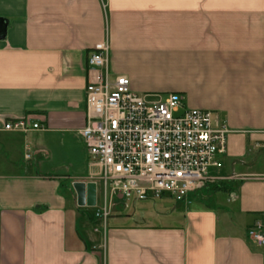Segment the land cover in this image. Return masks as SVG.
Here are the masks:
<instances>
[{
	"label": "crops",
	"instance_id": "0c3cea01",
	"mask_svg": "<svg viewBox=\"0 0 264 264\" xmlns=\"http://www.w3.org/2000/svg\"><path fill=\"white\" fill-rule=\"evenodd\" d=\"M103 40L111 79L127 76L139 94H180L185 108L213 111L228 129L204 188L150 199L152 209L106 228L78 133L86 85L98 76L87 58ZM20 117L46 128L2 130ZM71 137L82 155L70 173L38 154L42 141ZM73 182L95 183L93 205H77ZM259 219L264 0H0V264H264V246L247 236Z\"/></svg>",
	"mask_w": 264,
	"mask_h": 264
},
{
	"label": "built area",
	"instance_id": "2783aa9c",
	"mask_svg": "<svg viewBox=\"0 0 264 264\" xmlns=\"http://www.w3.org/2000/svg\"><path fill=\"white\" fill-rule=\"evenodd\" d=\"M108 44H95L87 63L98 72L85 88V122L78 133L89 154V174L103 195L95 216L104 222L110 201L175 199L204 188L208 171L226 152L228 129L210 110L188 109L183 96L139 94L125 75L108 76ZM46 127L27 117L6 120L2 130L27 133ZM25 158H30L26 147ZM248 238L264 246V220H255Z\"/></svg>",
	"mask_w": 264,
	"mask_h": 264
},
{
	"label": "rangeland",
	"instance_id": "374dc122",
	"mask_svg": "<svg viewBox=\"0 0 264 264\" xmlns=\"http://www.w3.org/2000/svg\"><path fill=\"white\" fill-rule=\"evenodd\" d=\"M39 134V133H38ZM37 134V135H38ZM42 146V152L38 151V154H47L50 159L54 162H59V167H64V169L69 173L71 172L70 168L73 166V168L77 166L78 163H76V160L78 162V157H80V154L82 155V149L80 147L79 142L76 140L75 137H71L68 141V143H65L64 140H57L56 142L46 140L41 142ZM13 155H16L15 152H13ZM30 161L36 159L37 153H33V149L30 150ZM75 156V157H74ZM18 158V156H17ZM76 158V159H75ZM22 160V159H21ZM73 170V169H72ZM75 170V169H74ZM54 173H60L59 169L54 171ZM101 199L99 198V203ZM157 200H146V201H134V200H122V199H116L113 198L111 200V217H108L105 219V228L106 226L109 227L111 225V219L113 217H126L127 214H131L134 209L137 207L145 206L148 210L152 209L156 204ZM87 216L90 221H93L94 218V207H90L87 209ZM96 226L99 227L100 233L103 232L104 227L102 224H97Z\"/></svg>",
	"mask_w": 264,
	"mask_h": 264
},
{
	"label": "water",
	"instance_id": "95a60500",
	"mask_svg": "<svg viewBox=\"0 0 264 264\" xmlns=\"http://www.w3.org/2000/svg\"><path fill=\"white\" fill-rule=\"evenodd\" d=\"M72 188L76 194L77 205L84 204L93 205L95 197V183L94 182H73Z\"/></svg>",
	"mask_w": 264,
	"mask_h": 264
}]
</instances>
